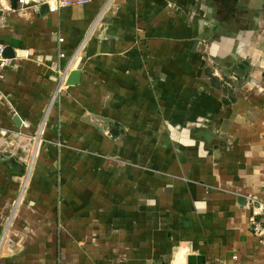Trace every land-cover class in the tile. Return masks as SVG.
I'll list each match as a JSON object with an SVG mask.
<instances>
[{
  "label": "crops",
  "instance_id": "0c3cea01",
  "mask_svg": "<svg viewBox=\"0 0 264 264\" xmlns=\"http://www.w3.org/2000/svg\"><path fill=\"white\" fill-rule=\"evenodd\" d=\"M27 1L1 2L0 264H264V0Z\"/></svg>",
  "mask_w": 264,
  "mask_h": 264
},
{
  "label": "built area",
  "instance_id": "2783aa9c",
  "mask_svg": "<svg viewBox=\"0 0 264 264\" xmlns=\"http://www.w3.org/2000/svg\"><path fill=\"white\" fill-rule=\"evenodd\" d=\"M2 0H0V16L4 15L7 11L1 4ZM91 0H43L41 3L44 4L48 10V12H58L62 8H66L69 6H79L86 5L90 3ZM31 4L27 0H16V7L19 10H23L30 6ZM61 41V39H60ZM5 47L0 45V77L1 74L6 67L8 60L4 57ZM68 71L60 72L57 75V81L54 93L51 96V104L55 101L60 100V96L65 89L66 79H67ZM34 156H32L33 158ZM30 159L29 166L23 174V183L20 188V192L18 198L16 200V204L19 202L22 194L25 191L27 181L29 179V175L31 172V166L33 163V159ZM263 197L258 198L255 196H250L246 200L245 207L249 212L248 224L250 233L259 241V243L264 244V190Z\"/></svg>",
  "mask_w": 264,
  "mask_h": 264
},
{
  "label": "water",
  "instance_id": "95a60500",
  "mask_svg": "<svg viewBox=\"0 0 264 264\" xmlns=\"http://www.w3.org/2000/svg\"><path fill=\"white\" fill-rule=\"evenodd\" d=\"M13 2V4L15 5L16 0H11ZM4 57H6V50L4 52ZM233 73L240 77L242 74V70H240L239 68H237L236 66H234L233 69ZM79 79V73L78 71H72L69 73L67 79H66V86L68 85H72V84H76L77 81ZM7 163H9V167L11 168V170H13L14 172L18 173V174H22L23 172V166L17 164L14 162V160H9L7 161ZM187 264H203V258L201 256H193V255H189L187 257Z\"/></svg>",
  "mask_w": 264,
  "mask_h": 264
}]
</instances>
